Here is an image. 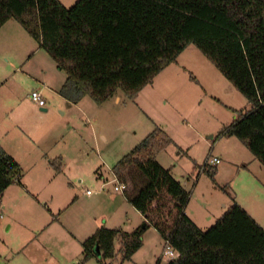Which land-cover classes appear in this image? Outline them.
<instances>
[{
	"label": "rangeland",
	"instance_id": "rangeland-1",
	"mask_svg": "<svg viewBox=\"0 0 264 264\" xmlns=\"http://www.w3.org/2000/svg\"><path fill=\"white\" fill-rule=\"evenodd\" d=\"M76 1L62 3L70 7ZM34 44L14 20L0 31V145L21 169L19 182L1 197L0 264H82L83 240L101 226L109 228L102 221L93 226L88 215L105 210L113 197L118 183L110 181L112 167L156 126L173 140L156 160L188 192L185 213L201 230L232 202L264 230V167L224 133L251 104L196 47L188 45L133 99L118 93L119 103L113 97L97 104L83 96L77 105L48 92L47 111H40L29 97L36 84L32 73L47 68L50 75H66L42 48L33 53ZM29 55L33 68L27 69L22 64ZM214 156L220 163L210 166L211 177L201 167ZM50 160H62V171ZM122 212L124 220L117 217L115 224L124 232L142 225L140 215L125 207ZM141 242L129 260H122L116 240L112 259L100 260L95 249L99 261L93 257L85 264L168 262L166 242L153 226Z\"/></svg>",
	"mask_w": 264,
	"mask_h": 264
},
{
	"label": "trees",
	"instance_id": "trees-1",
	"mask_svg": "<svg viewBox=\"0 0 264 264\" xmlns=\"http://www.w3.org/2000/svg\"><path fill=\"white\" fill-rule=\"evenodd\" d=\"M9 20L66 75L59 94L71 103L133 99L193 45L244 95L251 108L225 129L264 167V0H0ZM173 140L155 127L112 167L126 200L144 217L131 232L99 227L82 242L81 263L114 257L117 240L129 260L153 226L175 252L166 264H264V230L236 202L206 230L185 213L189 194L156 154ZM59 168L57 167V170ZM211 177L215 170L201 167ZM20 164L0 145V197Z\"/></svg>",
	"mask_w": 264,
	"mask_h": 264
},
{
	"label": "crops",
	"instance_id": "crops-1",
	"mask_svg": "<svg viewBox=\"0 0 264 264\" xmlns=\"http://www.w3.org/2000/svg\"><path fill=\"white\" fill-rule=\"evenodd\" d=\"M60 1L62 3V0H60ZM10 21L11 20L7 21L0 28V31H2L3 28L7 27L8 23H10ZM32 48H33V53H39L40 52V49H41V48L38 47V45H37L36 42H35V44L33 46H31V49ZM22 65H25L27 69H30V67L33 68L32 59L30 58V55L28 56V58L26 59V61ZM46 70H47V68L46 69H38V71H36V74L35 73H32L33 76H36V78H35L36 84H35V86H33L31 88V90L32 89L39 90L41 92V94L43 95V97L45 98L46 104H47V99L48 98L46 96V93L52 92V93H54V94H56L58 96H61L59 94V90H60L62 84L64 83L66 77L65 76H60L58 73H56L55 75H53V74L50 75L49 73L51 71H48V70L46 71ZM59 71H61V70H59ZM80 101H81V99L77 102V105H79ZM115 101L119 103V101H120L119 96L118 97H115ZM19 106L22 107V105H19ZM44 108H45V110H44ZM40 111H47V108L46 107H43V108L40 107ZM16 126L19 127V129H21L20 125L16 124ZM4 151L7 154H9L10 156H13L12 153L10 154L9 151H7V149H4ZM49 165L52 168H55V169H57V167H58L59 169H58L57 172H61L62 171V160L58 164L56 162L53 163V160H50L49 161ZM98 172H99L98 173L99 176H101V173L102 172H100L99 169H98ZM20 177H21V175H20ZM111 180L112 181H116L112 169H111L110 181ZM112 191L114 192V193H112L113 194V197L112 198H109V199H106V201H105V204H104L105 210H96V209L93 210L92 209L91 214L88 215V219L89 220H92L94 222V225L93 226H96L97 227L98 226V225H96L97 222L102 221V223L105 222L104 224H108L109 229H120L121 230V227L120 226H116L115 219L118 217V218H121L120 221H123L124 220V217H121L123 215L122 210H124V207L127 209V212L133 211V213H135V215H140L141 216V220L144 221V217L126 200V198L124 197L122 191H116V190H114V188H113ZM86 195L88 197H90V196H92V193L89 194V193L86 192ZM1 197H0V203H1ZM91 201H92L91 204H96L98 202L97 199H95V201H93V200H91ZM1 207L4 208V205L2 204ZM0 215L2 216V214H0ZM188 217H189V215H188ZM191 219L194 220L193 218H191ZM56 220L58 221L57 218H56ZM110 220L111 221H114V223H112V225H110L111 224L110 223L111 222ZM71 235H73V234H71ZM86 238H88V237H86ZM74 239H75V237H74ZM97 255H99L98 252H97ZM95 258H96V256H95ZM99 259L96 258V260H98V261H99ZM63 264H70V263L69 262H65Z\"/></svg>",
	"mask_w": 264,
	"mask_h": 264
},
{
	"label": "built area",
	"instance_id": "built-area-1",
	"mask_svg": "<svg viewBox=\"0 0 264 264\" xmlns=\"http://www.w3.org/2000/svg\"><path fill=\"white\" fill-rule=\"evenodd\" d=\"M29 97L32 102L37 104V106L43 108L46 106V100L41 94V92L37 89H32L29 93ZM220 163V159L218 157H209V159L205 162V164H208L210 166H214ZM114 190L116 191H122L121 187L118 185L114 186ZM89 193V191H87ZM1 217V215H0ZM165 248L163 250V256L168 258V261L173 259L175 257V252L172 250V248L169 246L168 242L165 241Z\"/></svg>",
	"mask_w": 264,
	"mask_h": 264
},
{
	"label": "water",
	"instance_id": "water-1",
	"mask_svg": "<svg viewBox=\"0 0 264 264\" xmlns=\"http://www.w3.org/2000/svg\"><path fill=\"white\" fill-rule=\"evenodd\" d=\"M44 110H45V108H44ZM96 252H98V248H96Z\"/></svg>",
	"mask_w": 264,
	"mask_h": 264
}]
</instances>
